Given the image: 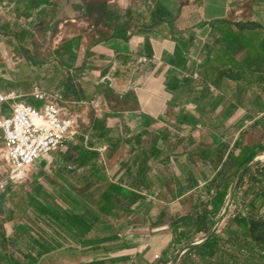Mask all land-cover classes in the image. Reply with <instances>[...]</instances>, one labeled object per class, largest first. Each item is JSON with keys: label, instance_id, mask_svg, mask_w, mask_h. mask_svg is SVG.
Segmentation results:
<instances>
[{"label": "crops", "instance_id": "crops-1", "mask_svg": "<svg viewBox=\"0 0 264 264\" xmlns=\"http://www.w3.org/2000/svg\"><path fill=\"white\" fill-rule=\"evenodd\" d=\"M28 1L0 0V16H12L8 17L6 24H10L14 33L27 35L21 41L16 36L3 34L14 40L13 48L5 45L7 55L11 52L17 54L9 66L12 71H7L3 61L0 62V93L13 94L16 101L36 107L42 106L43 102L34 98L35 89L46 94H60L63 99H70L71 94L72 99L83 107L80 119L84 123V132L81 130L77 140L84 136L86 146L88 142L93 143L100 152L98 164L108 180L123 187L131 189L141 166L142 160L136 158L137 149L134 150L137 147L135 136L142 137V146L146 150L154 142L162 152L156 158L147 159L146 171L138 177L142 180L144 177L152 186L131 189L145 197L131 206V213H127V206H119L116 217L102 216L97 227L87 235L85 245L72 242L68 247L42 257H38L31 248L26 254L29 261L26 263L30 264V257H33L40 264H49L50 261L55 264H157V260L165 258L169 259L167 264H180L186 252L176 254L174 242L178 234L173 232L172 223L188 216L196 220L201 207L206 206L207 192L213 190V181L227 185L223 203L209 216L210 230L214 224H217L216 228L212 234L209 230L204 237L202 232L196 235L193 232L191 235L194 236L189 240L184 235L183 242H190L189 245L196 239L204 242L214 234H220L222 242H233L240 248L250 241L241 230L244 228L228 219L226 214L233 208L238 212L245 207L249 212L242 214L244 220H248V216L264 217L261 201H258L257 210L247 206L261 188L264 189V181H257V178L264 177L253 169L259 164L256 162L263 158L259 157L263 155L259 154L262 151H257L252 160H247L235 173L237 167L232 159L241 152L237 142L247 146L256 144L240 135L243 130L254 127L255 123L264 126V103L257 105L255 100L244 102L241 99L245 93H254L252 91L256 87L241 94L238 93V84L233 81L220 82L219 88L215 87L205 80L201 66L205 60L203 46L212 31L211 22L249 20L264 25V0H187L176 21L185 39L194 36V43L184 50L178 48L166 26L148 31L144 27L149 20V12L154 8V0H105L117 4L124 11L131 10L132 16L139 21L128 26V39L112 36L113 29L109 25L104 27L106 32L94 33L90 24L85 32L63 39L56 46L53 61L38 60L34 53L29 52L24 45L29 35L26 24H39L41 17L53 20L65 15L73 0L58 10L38 7L30 12V17L25 18L22 15L26 12ZM41 25L44 29L47 27ZM134 30L142 32L132 34ZM147 37L151 42V57L146 54ZM71 41L75 44V59L64 52L65 44ZM25 50L28 53H24ZM177 53L186 58L181 67L169 62ZM3 56L0 50V57ZM143 56L149 60L140 62ZM50 72L54 75L48 81ZM182 72H198L200 78H183ZM186 81L189 82L184 86ZM47 83L56 90L48 89L50 86ZM205 84H208L209 90H204ZM171 86H176V89H170ZM256 105L263 112L260 117L255 115ZM0 106V117L11 114L9 104L0 103ZM100 127L106 132L102 140L97 138ZM230 130L236 133L226 141L219 132ZM160 133L168 135L167 138L162 140ZM249 136L250 132L246 138L249 139ZM256 158L259 159L254 160ZM243 169L249 170L243 173ZM94 183H89L91 188L98 186ZM6 236L9 238L8 234ZM246 248L248 254L234 256L229 261L264 264L260 258L263 247L250 245ZM15 264L19 262L16 260Z\"/></svg>", "mask_w": 264, "mask_h": 264}, {"label": "trees", "instance_id": "trees-1", "mask_svg": "<svg viewBox=\"0 0 264 264\" xmlns=\"http://www.w3.org/2000/svg\"><path fill=\"white\" fill-rule=\"evenodd\" d=\"M154 2V8L149 12V20L144 24L147 31L156 27L166 26L170 31V37L176 41L178 48L182 50L189 48V45L194 43V36H189L185 39L182 32L176 26V21L181 14V8L186 4L187 0L179 3L171 0H154ZM68 3L70 4L69 0H29L25 7L26 12H23L22 16L25 18L30 17V12L41 6L52 7L58 10L61 6L66 7ZM85 9L88 11H100L101 14L105 13L106 24L113 29L112 36L114 37L128 39V26L133 22L134 24L139 23L132 16L131 10L124 11L114 3L103 2L94 6H88ZM211 29L212 31L209 37L211 41L206 42L202 50L205 60L201 66V73H204L205 80L218 88L220 82L233 81L238 84V93L240 94L244 90L248 91L253 87L264 91V25L249 20L246 22H235L225 19L211 22ZM135 32L140 33L142 30H134L132 34ZM144 32L146 33V30ZM0 34L16 36L21 41L27 36L26 34L14 33L10 24L0 26ZM74 47L75 44L72 41L66 43L64 47L65 54L73 59L76 58ZM146 54L149 57L152 55L151 42L148 37L146 39ZM185 61L186 58L180 53L175 54L173 59L169 60L175 67H181ZM212 75L215 76L214 79L211 78ZM188 82L186 81L184 86ZM170 89L174 90L176 86H171ZM205 89L209 90L208 84L204 85ZM262 129L264 132V126H262ZM160 135L162 140L168 136L165 133H160ZM105 137L106 132L100 127L97 138L102 140ZM141 139V136H135L134 138L137 145L134 148V150L137 149L136 158L140 157L142 160L137 177L131 186V189L137 187L136 190H140L141 186H145L146 188L152 186V184L147 183L144 177L143 180L138 177L142 175L143 171H146L145 163L147 159L156 158L162 152L154 142L149 150H146L142 146ZM78 141L77 144H71L67 147V153L63 154L65 157H61V160L66 165L60 168L58 173L61 176L65 175V173H73L83 178L87 184L95 182L94 184L98 186L94 190L90 186L88 191L86 190L83 194L76 192L66 185L61 186V190L55 189L54 191L60 195L65 205L59 203L54 205L45 204L29 196L31 199L30 207L39 219H42L43 222L45 221L46 226L51 231L49 234L43 235L41 239H37L36 237L32 238L30 247L34 249L38 257L67 247L72 242L85 245L87 235L97 227L102 216L116 217L115 212L119 211V206H127V213H131V206L145 199L143 194L131 190L128 187H123L116 182L109 181L106 173L97 161L100 152L94 148L93 143L88 142L86 146L84 136H81ZM237 144H239L241 152L238 156H233L232 158L237 167L234 173L247 160H252L257 154V151L264 150V145L260 143L249 146L242 145L240 142H237ZM148 152L149 155H147ZM248 170L243 169L242 172L246 173ZM255 171L264 177V166H257ZM257 181L263 182L264 179L257 178ZM212 186L213 190L208 191L206 194V206L201 207L196 220H192V217L188 216L179 218L172 223L173 232L178 234L177 240L174 242L176 251L189 245L190 242H183L184 235L188 236L187 240H189L199 232L204 233V237L210 230L211 220L209 216H212L213 209H218L221 206L227 189V185L222 184L221 181H213ZM262 187H264V183ZM96 194H99L97 198H95ZM258 201H261L260 206L264 205L263 188L252 198L247 206H250L252 210H257ZM230 212L234 213V217L230 216V220H233L238 226L244 228L241 229L244 230V233H241L250 238V241L242 244L240 248L236 243L222 242L221 235L214 234L201 244L189 248L184 254L185 259L181 260L180 264L182 262L183 264H195L197 258L203 261H210L215 255L217 257L222 255L224 264H228L229 260L234 258V256L242 257V249L247 250L246 247L250 245L252 247L259 245L264 248V217L257 218L248 216V220H244V215L242 214L249 212L245 207L243 210L239 209L240 217L238 216L237 210L233 209ZM177 230L178 232H176ZM193 232L195 234L192 236L191 234ZM0 245L4 248L9 245V239L4 233L0 234ZM235 251L238 252L234 255ZM30 258L33 262L37 260L33 257ZM260 258L262 259V257ZM168 261L169 259L165 258L160 260L159 263L167 264ZM10 262L11 264L12 262L15 263L13 258L10 259Z\"/></svg>", "mask_w": 264, "mask_h": 264}, {"label": "rangeland", "instance_id": "rangeland-1", "mask_svg": "<svg viewBox=\"0 0 264 264\" xmlns=\"http://www.w3.org/2000/svg\"><path fill=\"white\" fill-rule=\"evenodd\" d=\"M178 3L181 1L177 0ZM106 2L105 0H73L68 12L65 15L57 16L55 19L51 20V17H41L39 21L43 24V26L47 27L44 29L41 23L35 25H31L29 23L26 24L28 28L29 35L25 40L24 45L30 50L29 52L34 53L38 60H45L53 61L55 59L56 54V46L60 44V42L78 32L83 33L85 29H88L87 26L93 25L92 32L94 33H103L106 32L104 27H107L108 24L106 21V14L100 13V11H88L85 8L88 6H94L100 3ZM8 14H2L0 16V24H6L8 22ZM12 22V20H11ZM37 24V25H36ZM49 26V27H48ZM110 28V26H109ZM103 36V35H102ZM220 36V35H219ZM211 41V38L208 39ZM207 41V42H208ZM17 42V41H15ZM11 45L13 48L14 40L10 38L0 35V50L3 52V58L0 57V62H2L3 66L6 68L7 71H10L11 67L9 68L11 61L15 59L17 53L11 52L9 55L6 53L5 45ZM10 47V48H11ZM28 53V50H25L24 53ZM24 54L23 52H21ZM15 55V56H14ZM52 67V63L50 64ZM12 71V70H11ZM50 71L51 70L50 68ZM53 73L50 72V75L47 76L49 79L48 81L52 80ZM49 86L50 84L47 83ZM57 86V85H56ZM54 87V86H53ZM52 86L48 87V89H52V91L56 90L53 89ZM252 94H243L241 99L245 101L252 102L255 100L257 103H264V91H261L255 88ZM60 95V94H59ZM36 100L37 98L34 97ZM70 99H61L59 102L60 106L71 109L72 104L71 101H74L70 94L68 97ZM87 106V105H86ZM77 107V106H75ZM254 107V106H252ZM257 105L254 107L255 115L257 117L262 116L260 108L257 109ZM76 110L77 114H81V110L83 107H77ZM85 108V107H84ZM0 110L2 111V107L0 106ZM244 113V112H243ZM264 115V114H263ZM88 115L85 113V117ZM241 116V115H240ZM86 117V118H87ZM82 119V117L80 116ZM81 127L83 128L84 132V123L81 121ZM264 122V120H263ZM262 123H255V126L252 128H248L243 130L244 133L240 135L241 138L244 140L251 142V143H260L264 145V132L262 130ZM250 130V131H248ZM248 132H250L249 139L246 138ZM221 137H223L226 141L232 139L235 135V130H230L225 133L219 132ZM68 148H64L62 150L50 153V160L45 161L44 158L37 161L35 165L30 166L26 171L25 177L26 180L21 184H12L7 188V191L1 193L0 195V234H8L9 235V245L4 248L0 245V264H11L10 259L16 258L17 262L26 263L29 262L28 259L26 260V254H29L31 247L30 243L33 237L37 239H41L43 235L49 234L51 231L50 228L46 226L45 221L43 222L42 219L36 215L34 210L30 207L31 199L29 196L36 198L37 200L45 203V204H62L65 205L64 201L60 197V195L55 192V189H60L61 186H69L76 192L83 194L86 190L90 188V184H87L83 178L80 176H76L73 173H65V175L61 176L58 173L60 168H63L66 164L64 161L61 160L63 154L67 153ZM5 152V145L3 140V134L0 130V157ZM259 154L264 155V151L260 152ZM65 157V156H63ZM4 164H5V157ZM51 162V163H50ZM259 164L257 166L262 167L261 165L264 164V156L263 158L258 161ZM4 164L1 163L0 158V176L2 175L1 167H4ZM256 167L253 166V169ZM92 187V186H91ZM95 187V186H94ZM95 188H92L94 190ZM99 194H96L95 198L98 197ZM32 204V203H31ZM33 205V204H32ZM29 206V207H28ZM238 206V205H237ZM234 209V208H233ZM230 212V211H229ZM227 213V218L230 219L231 213ZM196 242H200L196 240ZM71 245V244H69ZM68 245V246H69ZM67 246V247H68ZM179 248V247H178ZM182 249L177 251L178 254ZM224 257V256H223ZM15 260V259H13ZM15 260V261H16ZM195 260V259H194ZM160 260H157L156 263H159ZM12 264H15L12 262ZM27 264V263H26ZM30 264H40V262L31 261ZM48 264V263H45ZM49 264H55L53 261ZM189 264V263H188ZM195 264H224L222 255L219 257L211 258L209 260H200L199 258L196 259ZM245 264V263H242Z\"/></svg>", "mask_w": 264, "mask_h": 264}, {"label": "built area", "instance_id": "built-area-1", "mask_svg": "<svg viewBox=\"0 0 264 264\" xmlns=\"http://www.w3.org/2000/svg\"><path fill=\"white\" fill-rule=\"evenodd\" d=\"M148 60L146 56L140 58V62ZM182 76L200 78L198 72L193 74L182 72ZM34 97L42 101L43 105L32 106L24 101H16L13 94L0 93V103L9 104L11 108V114L0 117V130L5 145L0 194L5 192L9 185L25 181L20 173L42 158L49 159L50 153L67 148L70 143H77V138L81 134L80 115L76 112L77 107H81L78 101L70 102L71 110L60 106L62 98L59 95L46 94L35 89ZM229 213L234 217V213ZM242 254H248V251L242 249ZM260 256L264 261V248L260 250ZM228 264L238 263L229 261Z\"/></svg>", "mask_w": 264, "mask_h": 264}, {"label": "water", "instance_id": "water-1", "mask_svg": "<svg viewBox=\"0 0 264 264\" xmlns=\"http://www.w3.org/2000/svg\"><path fill=\"white\" fill-rule=\"evenodd\" d=\"M263 156H264V155H261V156H259V157L262 158ZM258 159H259V158H256V159H254V160H258ZM228 205H229V204H227V208H228ZM216 225H217V224H214V225L212 226V228H211V230H210V234H212V232L215 230ZM201 243H202V240H201L200 242H195V243H193V244H191V245H188V246L184 247V248L180 251L179 255L184 254L186 251H188L189 248L194 247V246H197V245H199V244H201ZM170 264H171V263H170Z\"/></svg>", "mask_w": 264, "mask_h": 264}, {"label": "bare ground", "instance_id": "bare-ground-1", "mask_svg": "<svg viewBox=\"0 0 264 264\" xmlns=\"http://www.w3.org/2000/svg\"><path fill=\"white\" fill-rule=\"evenodd\" d=\"M27 169H28V168H27ZM27 169H26V170H27ZM26 170H25L24 172H22V173L19 174V175H22V177L24 178V180H26V177H25V174H26V172H27Z\"/></svg>", "mask_w": 264, "mask_h": 264}]
</instances>
